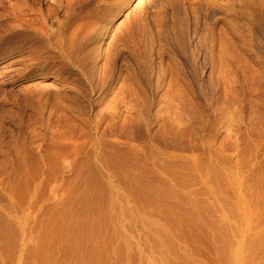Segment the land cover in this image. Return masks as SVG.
<instances>
[{
    "label": "rangeland",
    "instance_id": "1",
    "mask_svg": "<svg viewBox=\"0 0 264 264\" xmlns=\"http://www.w3.org/2000/svg\"><path fill=\"white\" fill-rule=\"evenodd\" d=\"M0 264H264V0H0Z\"/></svg>",
    "mask_w": 264,
    "mask_h": 264
},
{
    "label": "bare ground",
    "instance_id": "2",
    "mask_svg": "<svg viewBox=\"0 0 264 264\" xmlns=\"http://www.w3.org/2000/svg\"><path fill=\"white\" fill-rule=\"evenodd\" d=\"M54 3H57L58 0H53ZM42 26L39 32L40 39L45 42V44H49L52 48H56L58 51H62L65 47H67L66 40L67 37H72L74 35L73 32H69L70 22L68 18L64 21L54 20L53 17H48L44 11L41 12ZM73 31V28L72 30ZM69 32V33H68ZM67 59H72V54L64 55ZM58 69H50V68H41L36 69L30 75L31 78H45V77H53V80L59 79L60 71H56ZM32 89L37 90H46L45 86H33Z\"/></svg>",
    "mask_w": 264,
    "mask_h": 264
}]
</instances>
